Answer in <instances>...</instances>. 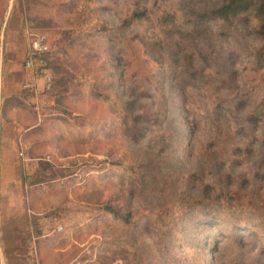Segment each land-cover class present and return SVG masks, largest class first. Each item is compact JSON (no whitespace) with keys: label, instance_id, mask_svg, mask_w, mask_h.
<instances>
[{"label":"rangeland","instance_id":"rangeland-1","mask_svg":"<svg viewBox=\"0 0 264 264\" xmlns=\"http://www.w3.org/2000/svg\"><path fill=\"white\" fill-rule=\"evenodd\" d=\"M11 1L53 54L17 146L23 175L40 160L64 171L24 185L25 236L52 233L47 263L264 264L254 16L207 14L224 0Z\"/></svg>","mask_w":264,"mask_h":264},{"label":"crops","instance_id":"crops-1","mask_svg":"<svg viewBox=\"0 0 264 264\" xmlns=\"http://www.w3.org/2000/svg\"><path fill=\"white\" fill-rule=\"evenodd\" d=\"M27 50L20 11L11 0H0V264H33L34 252L48 264L49 250L54 249L49 239L52 233L25 236L30 227L25 219L23 170L17 146L23 131L32 128L39 117L43 100L39 97L45 95L43 79H36L24 65ZM34 80L37 88L25 87Z\"/></svg>","mask_w":264,"mask_h":264},{"label":"trees","instance_id":"trees-1","mask_svg":"<svg viewBox=\"0 0 264 264\" xmlns=\"http://www.w3.org/2000/svg\"><path fill=\"white\" fill-rule=\"evenodd\" d=\"M82 11L84 13L89 12V10L87 9L86 2L84 3V5H82ZM247 12L252 14L256 19V27L253 29V32L254 35L257 37L259 43L257 45L255 54L264 69V0H224L217 7L207 11V14L223 21H230L231 19L244 15ZM143 14L144 12H138V13L135 12L133 16L141 17L143 16ZM129 18L130 17H128V19ZM98 30L105 32L107 31V27L103 23H101L100 28ZM66 38L69 39V37ZM52 56H53L52 51H49L44 55V58L48 66L50 65L49 62ZM53 65L57 73L63 71V73L65 74L66 70L62 63L54 62ZM65 79L66 76L61 74L56 79V81L59 84H62L65 82ZM53 84H54V80L52 79V86ZM240 102L242 101L241 100L238 101L237 104H241ZM259 105L261 108V116L259 122L263 126L262 137L264 139V92L260 97ZM215 106H217L216 109L226 110V107L219 103L216 104ZM250 118H251L250 120L254 122L257 121L258 119V117L255 115H252ZM63 172L64 171L61 168H57V169L53 168L52 165L49 163V161L40 160L38 166L33 170V172L30 173L28 171L27 174L23 175V184L27 186L32 183L41 182V180L47 181L45 179L52 178L53 176L57 177L58 174H60L61 176ZM97 208H99V210H105L106 212L115 216L116 218H120V219L128 218V213H122L117 208L107 204L99 206ZM206 211H207L206 214H211L214 211L219 212L221 211V209L218 208L217 206L211 205V207L209 206L206 208ZM233 224H234V228L239 227V223H237L236 221H233Z\"/></svg>","mask_w":264,"mask_h":264},{"label":"built area","instance_id":"built-area-1","mask_svg":"<svg viewBox=\"0 0 264 264\" xmlns=\"http://www.w3.org/2000/svg\"><path fill=\"white\" fill-rule=\"evenodd\" d=\"M25 35L28 40L27 56L24 61V65L27 70L33 71L35 78H42L44 81V91H48L52 86V72L46 63L44 55L50 51V43L47 36L34 30L30 27H25ZM31 89L37 88V83L34 80L32 84H26L25 87ZM60 228V227H59ZM35 264H39L37 255L34 252Z\"/></svg>","mask_w":264,"mask_h":264}]
</instances>
